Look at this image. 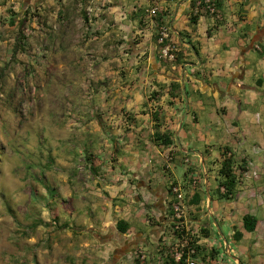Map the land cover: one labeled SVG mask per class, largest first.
<instances>
[{"label":"crops","instance_id":"obj_1","mask_svg":"<svg viewBox=\"0 0 264 264\" xmlns=\"http://www.w3.org/2000/svg\"><path fill=\"white\" fill-rule=\"evenodd\" d=\"M75 1L81 10L83 0ZM85 1L87 30L72 16L58 28L61 39L87 40L82 52L102 60L92 71L106 82L72 132L85 144L78 169L89 173L71 196L80 262L184 264L162 246L176 186L182 223L196 231V264H264V0H219V18L199 0ZM23 3L28 10L48 0ZM153 6L157 14L145 26ZM163 24L171 60L160 54ZM227 157L238 182L231 197L220 184ZM248 158L260 177L233 172ZM246 214L256 219L251 231Z\"/></svg>","mask_w":264,"mask_h":264},{"label":"rangeland","instance_id":"obj_2","mask_svg":"<svg viewBox=\"0 0 264 264\" xmlns=\"http://www.w3.org/2000/svg\"><path fill=\"white\" fill-rule=\"evenodd\" d=\"M61 2L24 10L23 0H0V264L83 263L70 208L89 173L72 132L106 82L92 71L102 60L82 52L87 40L58 34L71 16L87 30L86 1Z\"/></svg>","mask_w":264,"mask_h":264},{"label":"built area","instance_id":"obj_3","mask_svg":"<svg viewBox=\"0 0 264 264\" xmlns=\"http://www.w3.org/2000/svg\"><path fill=\"white\" fill-rule=\"evenodd\" d=\"M203 4L204 9L211 15L219 18L216 7V0H199L197 6ZM157 14V7H151L146 11L144 16L145 26H149L151 19ZM121 16H126V11L121 12ZM170 28L167 24H163L159 29L158 41L162 44L160 54L162 57L167 59L174 58V47L170 41ZM235 174L246 178H258L262 174L258 165L248 158L240 166H235L233 169ZM176 192V202L173 204L174 214L170 231L162 237V246L165 248V255L168 253L172 256L176 262H184V264H196V254L198 251V240L196 231L187 228L182 223L184 220V211L181 208L182 194L178 187L173 188ZM224 191V187H221Z\"/></svg>","mask_w":264,"mask_h":264},{"label":"trees","instance_id":"obj_4","mask_svg":"<svg viewBox=\"0 0 264 264\" xmlns=\"http://www.w3.org/2000/svg\"><path fill=\"white\" fill-rule=\"evenodd\" d=\"M219 0H216V7L218 4ZM200 7H202L204 9V5L201 4L199 5ZM205 10V9H204ZM206 11V10H205ZM15 18H12V21H14ZM179 86V85H178ZM164 143L168 144V143H172L171 139H167L165 140V138L163 139ZM231 158L227 157L224 159L220 169H219V174L222 177V180L220 181L221 186L224 187V191L222 192V196L224 197H231L232 195H234L235 193V187L237 185V178L236 176L232 173L231 171ZM243 223H244V228L247 231H251L252 229H254L255 224H256V219L251 216V215H244L243 216ZM67 226V224H60V228ZM127 228V224L123 221V220H118L117 221V229L120 231H125ZM240 233L236 234V237H239ZM198 252L196 254L195 257H197Z\"/></svg>","mask_w":264,"mask_h":264},{"label":"water","instance_id":"obj_5","mask_svg":"<svg viewBox=\"0 0 264 264\" xmlns=\"http://www.w3.org/2000/svg\"><path fill=\"white\" fill-rule=\"evenodd\" d=\"M187 107H188V102H187V99H185V112H184V116H185V114H186ZM184 116H183V117H184ZM187 153H188V154H194V152L191 151V150H190V151H187Z\"/></svg>","mask_w":264,"mask_h":264}]
</instances>
